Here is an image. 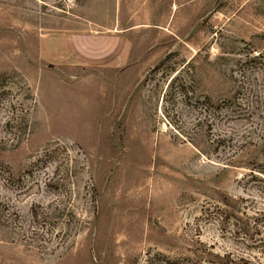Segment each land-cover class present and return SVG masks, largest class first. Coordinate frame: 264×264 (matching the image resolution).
I'll use <instances>...</instances> for the list:
<instances>
[{"label":"rangeland","instance_id":"374dc122","mask_svg":"<svg viewBox=\"0 0 264 264\" xmlns=\"http://www.w3.org/2000/svg\"><path fill=\"white\" fill-rule=\"evenodd\" d=\"M0 264H264V0H0Z\"/></svg>","mask_w":264,"mask_h":264},{"label":"trees","instance_id":"16d2710c","mask_svg":"<svg viewBox=\"0 0 264 264\" xmlns=\"http://www.w3.org/2000/svg\"><path fill=\"white\" fill-rule=\"evenodd\" d=\"M259 58H260V56H259ZM256 60H259V59H258V58H257V59L255 58V59H253V60H251V61L255 62ZM174 80H175V78H174V79H172V82H173ZM172 82H171V83H172ZM209 102L211 103L212 101H211V100H209Z\"/></svg>","mask_w":264,"mask_h":264}]
</instances>
